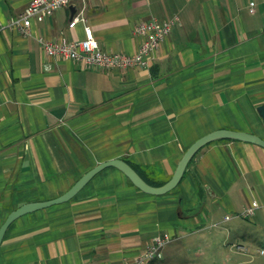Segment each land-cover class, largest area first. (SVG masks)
Masks as SVG:
<instances>
[{"label": "crops", "instance_id": "0c3cea01", "mask_svg": "<svg viewBox=\"0 0 264 264\" xmlns=\"http://www.w3.org/2000/svg\"><path fill=\"white\" fill-rule=\"evenodd\" d=\"M30 2L0 0V228L12 211L61 196L102 162L123 159L165 183L208 133L264 139V0H78L26 36L10 23ZM72 8L108 53L135 54L140 21H179L146 65L102 71L60 59L47 70L40 38L85 37L83 23L69 27ZM253 201L264 205V148L219 140L166 195L141 191L111 167L71 201L20 217L0 264H128L169 232L264 239V208L236 216ZM244 242L237 250H248Z\"/></svg>", "mask_w": 264, "mask_h": 264}, {"label": "built area", "instance_id": "2783aa9c", "mask_svg": "<svg viewBox=\"0 0 264 264\" xmlns=\"http://www.w3.org/2000/svg\"><path fill=\"white\" fill-rule=\"evenodd\" d=\"M75 1L78 0H31L23 15L14 19L10 26L19 30L23 35H30L35 21L44 22L48 17ZM178 21V17L172 20L152 18L140 21L134 28V34L141 38L138 51L135 54L108 53L102 49L97 41L94 30L88 25L86 14L82 11L75 15L69 27L74 28L77 24L83 23L85 33L83 39L69 40L64 38L53 40L45 37L40 38L41 48L48 59L45 67L47 70H51L52 63L50 61L60 59L82 62L89 69L102 71H126L137 66L146 65L154 52L168 38ZM258 208H264V205L258 201H253L249 207L241 213H237L236 216L249 219ZM227 219H230V216ZM172 240L173 238L169 233L155 236L145 251L135 261L128 264H150L152 261L160 259L164 247Z\"/></svg>", "mask_w": 264, "mask_h": 264}, {"label": "water", "instance_id": "95a60500", "mask_svg": "<svg viewBox=\"0 0 264 264\" xmlns=\"http://www.w3.org/2000/svg\"><path fill=\"white\" fill-rule=\"evenodd\" d=\"M75 11L76 9L72 8L73 15L76 14ZM257 112L264 123V103L257 107ZM219 140H238L258 145L264 148V139L256 134L231 129H219L213 131L199 138L187 149L179 164L177 165L173 176L161 186H154L149 184L130 163L123 159H112L102 162L86 172L67 192H65L61 196L47 201L27 203L12 211L0 228V247L8 228L17 219L35 211L71 201L82 191L83 188H85L89 184V182H91L94 177H96L99 173L107 168L113 167L118 169L131 181V183L135 187L147 194L157 196L166 195L179 186L189 166V163L193 160L197 153L206 145Z\"/></svg>", "mask_w": 264, "mask_h": 264}, {"label": "rangeland", "instance_id": "374dc122", "mask_svg": "<svg viewBox=\"0 0 264 264\" xmlns=\"http://www.w3.org/2000/svg\"><path fill=\"white\" fill-rule=\"evenodd\" d=\"M169 234L173 240L164 247L160 264H264V239L258 234L249 238L229 236L225 231L200 235ZM244 241H248L245 244L248 250H237L235 244Z\"/></svg>", "mask_w": 264, "mask_h": 264}, {"label": "trees", "instance_id": "16d2710c", "mask_svg": "<svg viewBox=\"0 0 264 264\" xmlns=\"http://www.w3.org/2000/svg\"><path fill=\"white\" fill-rule=\"evenodd\" d=\"M133 166V165H132ZM134 167V166H133ZM135 168V167H134ZM136 169V168H135ZM137 170V169H136ZM143 177V176H142ZM144 178V177H143ZM145 179V178H144ZM149 184H151V185H154V186H161V185H163V184H165V183H154V182H150V181H148L147 179H145ZM156 260H154V261H152L151 263H153V262H155ZM150 263V264H151Z\"/></svg>", "mask_w": 264, "mask_h": 264}]
</instances>
